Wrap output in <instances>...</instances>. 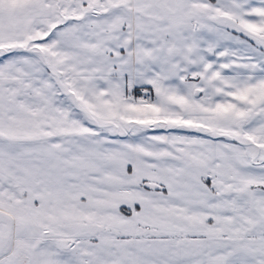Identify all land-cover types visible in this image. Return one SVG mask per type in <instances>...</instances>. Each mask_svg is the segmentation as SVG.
Returning <instances> with one entry per match:
<instances>
[{"label":"snow or ice","instance_id":"1","mask_svg":"<svg viewBox=\"0 0 264 264\" xmlns=\"http://www.w3.org/2000/svg\"><path fill=\"white\" fill-rule=\"evenodd\" d=\"M0 264H264V0H0Z\"/></svg>","mask_w":264,"mask_h":264}]
</instances>
